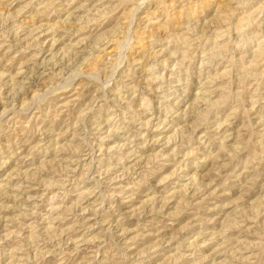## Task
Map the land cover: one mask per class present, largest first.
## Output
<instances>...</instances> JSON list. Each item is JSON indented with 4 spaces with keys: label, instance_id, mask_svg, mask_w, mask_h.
<instances>
[{
    "label": "rangeland",
    "instance_id": "1",
    "mask_svg": "<svg viewBox=\"0 0 264 264\" xmlns=\"http://www.w3.org/2000/svg\"><path fill=\"white\" fill-rule=\"evenodd\" d=\"M0 264H264V0H0Z\"/></svg>",
    "mask_w": 264,
    "mask_h": 264
},
{
    "label": "bare ground",
    "instance_id": "2",
    "mask_svg": "<svg viewBox=\"0 0 264 264\" xmlns=\"http://www.w3.org/2000/svg\"><path fill=\"white\" fill-rule=\"evenodd\" d=\"M202 64V63H201Z\"/></svg>",
    "mask_w": 264,
    "mask_h": 264
}]
</instances>
